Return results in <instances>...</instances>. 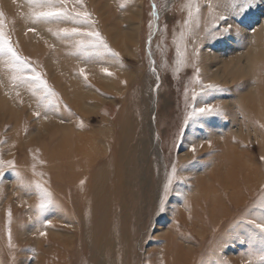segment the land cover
Listing matches in <instances>:
<instances>
[{
	"label": "rangeland",
	"instance_id": "1",
	"mask_svg": "<svg viewBox=\"0 0 264 264\" xmlns=\"http://www.w3.org/2000/svg\"><path fill=\"white\" fill-rule=\"evenodd\" d=\"M52 3L67 16L36 20L49 9L0 0V31L19 57L0 54V183L18 182L19 195L36 197L33 215L61 223L51 224L59 247H43V264L88 258L75 251L70 208L52 195L37 199L42 188L26 177L75 173L71 165L99 149L108 155L111 144L119 151L124 138L132 200L113 225L108 264H160L175 246L190 264H264V233L255 227L264 223V0L243 13L244 0ZM72 132L95 136L88 154L43 159ZM235 164L256 169L248 187L235 166L240 202L226 201L215 223L193 216L206 206L201 185L218 189L206 196L230 195L227 173L215 175ZM7 244L0 264H42L44 251Z\"/></svg>",
	"mask_w": 264,
	"mask_h": 264
},
{
	"label": "bare ground",
	"instance_id": "2",
	"mask_svg": "<svg viewBox=\"0 0 264 264\" xmlns=\"http://www.w3.org/2000/svg\"><path fill=\"white\" fill-rule=\"evenodd\" d=\"M94 137L88 133L86 134V132H72L69 136L67 134V137L65 135L62 138H53L55 142L57 141L56 147L58 148L46 149V156L43 159L46 160L47 157L53 162H60L61 159L68 160L74 157H84L82 155L89 153L88 151L90 145L93 144ZM122 143L119 151L116 144L110 145L108 143L111 146L108 155L106 154L107 152H102L99 149L93 155H88V157H84V160L81 159L79 162L71 165L78 172L58 173L54 168L49 169V174H53L49 179L48 177H39L41 176L40 173L33 176L30 175L31 177L29 176V178L26 177L27 183H36L42 188V193L38 195L37 199L46 197H48L46 199H49L52 195L53 198H57L62 202L63 207L65 204L67 208H70V214H66V216H72L73 219H76V224H78L76 228L78 233L76 231L73 233L76 240L75 251L81 254L82 257L88 258L86 264H108V260L111 259L110 256L112 254V250L108 249V246L111 244V232L116 231L113 225L122 220L125 215L123 212L130 207L133 187L129 182V157L128 151H126L128 150V146L126 147L127 141L125 138ZM118 153L120 160L117 156ZM233 156H236V154H233ZM233 156L232 159H234ZM90 163L91 165H89ZM120 165L127 168L121 170L119 168ZM87 166L91 168L90 171L83 172L82 169ZM235 166L241 171V177L238 178L242 182L248 187L254 183L256 169L249 166L235 164L234 168L216 171L215 176L227 173L229 178L223 182L229 189L230 195L227 198H223L222 196L216 198L206 196L207 193H212L213 189L216 192L218 189L213 187L211 190L209 187L201 185V192L204 193V197L202 196L201 199L204 198L206 206L201 207L203 208V213H199V210H192L193 216L200 217L201 214L202 220L208 219L210 222L215 223L218 220V215L222 216L221 213L225 210L226 201L233 203L240 202L239 193L243 192L245 187L243 188L238 179H234L236 177H234V174L238 172ZM82 176L86 178H84V181ZM60 180H62V184L59 182ZM64 181H70L69 186L68 184L64 186ZM0 184V251L3 250L5 243L7 244L8 242L6 246L10 244L9 247H22V250L31 248V250H38L40 253L44 251L42 249L48 243L53 248H58L59 245L54 243L57 237L49 230L51 224L58 227L61 223L57 220L43 223L44 217L41 219L40 216L33 215L32 212L34 213L35 210H33L32 206L36 197L26 200L23 195H19L16 192L18 182H3ZM8 185H12V190H7ZM55 185L59 187L58 191L53 190ZM19 187H21V184ZM15 201H17V205H15ZM25 212L28 214H25ZM55 215L56 217L59 216L58 213H55ZM70 219H66V221ZM190 223L197 228L198 225L195 222ZM30 231H33V235L29 234L31 233ZM3 233L8 234L6 239ZM118 238H121V235ZM123 250H120L122 254ZM165 256L170 257L171 261H169V258H165L160 264H190L191 261L190 254L184 253L183 249L181 247L177 248V246L171 247ZM45 260L46 253L44 251L41 259L42 264ZM55 260L52 264H58ZM3 262L2 260L0 261V263Z\"/></svg>",
	"mask_w": 264,
	"mask_h": 264
},
{
	"label": "snow or ice",
	"instance_id": "3",
	"mask_svg": "<svg viewBox=\"0 0 264 264\" xmlns=\"http://www.w3.org/2000/svg\"><path fill=\"white\" fill-rule=\"evenodd\" d=\"M58 2L63 5L67 3V0H58ZM29 3L35 4L38 7H47L49 10L48 11H41L38 13H33V16L35 17L36 20H40L41 18L47 20L52 17H60V16H67L66 12H61V11H56L55 10V5L52 3V0H29ZM257 0H244V6L240 9V12L243 13L247 9L253 8L256 6ZM239 14V13H238ZM77 16H80V13H76ZM2 16L3 14L0 13V27H2ZM64 34L65 35H71V34H77V30L73 28L71 32L68 29H64ZM88 35H95L97 37V40L100 39L98 33H89ZM8 42L3 38V32L0 31V54L3 53H10L11 56L19 60V57L15 53V51L7 46ZM81 46H83V42H81ZM218 111V110H217ZM199 112L204 115H210L213 112V109L211 108H200ZM195 151V149H193ZM45 205L42 203L40 205L41 208H43ZM255 227L258 228L262 233H264V223H257L255 224Z\"/></svg>",
	"mask_w": 264,
	"mask_h": 264
}]
</instances>
